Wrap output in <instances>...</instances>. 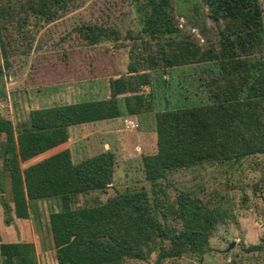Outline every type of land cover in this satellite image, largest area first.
Segmentation results:
<instances>
[{
	"label": "trees",
	"instance_id": "obj_1",
	"mask_svg": "<svg viewBox=\"0 0 264 264\" xmlns=\"http://www.w3.org/2000/svg\"><path fill=\"white\" fill-rule=\"evenodd\" d=\"M75 0H0V41L6 62L7 38L23 32L31 16L53 22ZM139 31L83 22L75 27L88 45L110 41L129 47L125 74L109 78V95L97 100L32 109L14 122L0 114L1 172L11 182L3 199L5 220L31 217L32 204L55 197L49 215L58 264H124L147 259L157 264L187 254L203 256L218 225L232 217L221 204L179 190L169 175L206 163L233 166L264 154V6L262 0H203L216 25V40L203 48L180 26L174 0H131ZM215 62L208 81L209 101L156 112L157 150L143 155L150 189L118 191L106 201L80 205L81 195L106 192L113 182L116 155L105 150L75 162L69 148L23 167L22 164L68 141L72 126L139 115L154 109V71ZM264 252V237L245 247ZM0 264H39L31 241H2Z\"/></svg>",
	"mask_w": 264,
	"mask_h": 264
},
{
	"label": "rangeland",
	"instance_id": "obj_2",
	"mask_svg": "<svg viewBox=\"0 0 264 264\" xmlns=\"http://www.w3.org/2000/svg\"><path fill=\"white\" fill-rule=\"evenodd\" d=\"M180 26L203 48L216 40V25L207 15L203 0H174ZM264 6V0H262ZM83 22L116 26L123 33L139 31L142 23L131 0H75L68 12L53 22L31 16L24 31L12 25L14 37L7 39L10 56L6 62L0 41V114L17 126L34 108L106 98L110 77L125 74L129 47L110 41L88 45L75 27ZM219 71L215 62H198L154 71L151 90L154 109L139 115L72 126L67 142L26 161L23 167L69 148L75 162L112 150L116 155L113 182L106 192L81 195L80 205L106 201L118 191L150 189L143 168V155L157 150L156 112L209 101L208 81ZM137 124L129 127L127 119ZM0 239L15 240L16 227L5 220L3 199L11 195V182L1 172ZM179 190L193 192L226 207L232 217L217 226L210 239L212 249L199 257L187 254L161 264H264V252L245 247L264 237V154L251 155L233 166L206 163L169 175ZM55 197L32 204L31 217L20 220L27 231L40 236L39 264H58L49 228V215L58 210ZM8 229V230H6ZM4 231V232H2ZM17 235V237H16ZM235 242L233 247L231 243ZM158 250L147 259H126L124 264H157Z\"/></svg>",
	"mask_w": 264,
	"mask_h": 264
},
{
	"label": "crops",
	"instance_id": "obj_3",
	"mask_svg": "<svg viewBox=\"0 0 264 264\" xmlns=\"http://www.w3.org/2000/svg\"><path fill=\"white\" fill-rule=\"evenodd\" d=\"M107 85H109L108 82H107ZM20 220H25V219L24 218L15 217L14 220L11 222L12 226L16 227V234L20 235V238H18L17 235H16L17 238L15 240H9V241L10 242H14V241H31V242L35 243L36 248H37V241H38V239H40V236L37 235L36 233H33L32 236H31V234L27 231L26 225L21 223ZM0 230H1V226H0ZM6 230H8V229H6ZM2 232H4V231H2ZM50 235H51V232H50ZM51 238H52V235H51ZM2 241H6V240H2ZM52 244H53V239H52ZM55 252H56V250H55Z\"/></svg>",
	"mask_w": 264,
	"mask_h": 264
},
{
	"label": "built area",
	"instance_id": "obj_4",
	"mask_svg": "<svg viewBox=\"0 0 264 264\" xmlns=\"http://www.w3.org/2000/svg\"><path fill=\"white\" fill-rule=\"evenodd\" d=\"M127 121V123H128V126L129 127H135L137 124L135 123V121H133V119H127L126 120Z\"/></svg>",
	"mask_w": 264,
	"mask_h": 264
},
{
	"label": "water",
	"instance_id": "obj_5",
	"mask_svg": "<svg viewBox=\"0 0 264 264\" xmlns=\"http://www.w3.org/2000/svg\"><path fill=\"white\" fill-rule=\"evenodd\" d=\"M234 244H235V242L231 243L230 247H233V246H234Z\"/></svg>",
	"mask_w": 264,
	"mask_h": 264
}]
</instances>
